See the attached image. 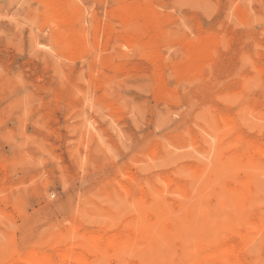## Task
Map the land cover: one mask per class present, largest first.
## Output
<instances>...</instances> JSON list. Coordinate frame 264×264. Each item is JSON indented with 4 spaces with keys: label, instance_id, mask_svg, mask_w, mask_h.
<instances>
[{
    "label": "rangeland",
    "instance_id": "obj_1",
    "mask_svg": "<svg viewBox=\"0 0 264 264\" xmlns=\"http://www.w3.org/2000/svg\"><path fill=\"white\" fill-rule=\"evenodd\" d=\"M0 264H264V0H0Z\"/></svg>",
    "mask_w": 264,
    "mask_h": 264
}]
</instances>
